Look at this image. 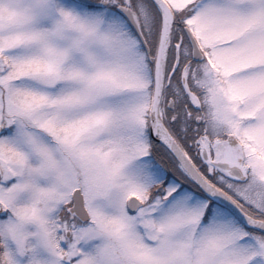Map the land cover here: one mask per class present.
Returning a JSON list of instances; mask_svg holds the SVG:
<instances>
[{"label": "snow or ice", "instance_id": "obj_1", "mask_svg": "<svg viewBox=\"0 0 264 264\" xmlns=\"http://www.w3.org/2000/svg\"><path fill=\"white\" fill-rule=\"evenodd\" d=\"M0 264H264V0H0Z\"/></svg>", "mask_w": 264, "mask_h": 264}]
</instances>
